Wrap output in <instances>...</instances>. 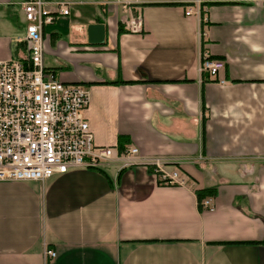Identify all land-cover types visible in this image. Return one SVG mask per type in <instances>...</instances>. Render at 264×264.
Segmentation results:
<instances>
[{
    "label": "crops",
    "instance_id": "1",
    "mask_svg": "<svg viewBox=\"0 0 264 264\" xmlns=\"http://www.w3.org/2000/svg\"><path fill=\"white\" fill-rule=\"evenodd\" d=\"M26 1L0 0V61L27 57ZM45 1L69 13L43 29L44 67L89 90L94 144L126 138L137 162L0 182V264H264V0Z\"/></svg>",
    "mask_w": 264,
    "mask_h": 264
},
{
    "label": "built area",
    "instance_id": "2",
    "mask_svg": "<svg viewBox=\"0 0 264 264\" xmlns=\"http://www.w3.org/2000/svg\"><path fill=\"white\" fill-rule=\"evenodd\" d=\"M193 4H198V1ZM25 29L24 61L9 58L0 61V182H40L54 175L76 170H97L109 162L121 168L137 162L136 148L96 146L84 117L90 101L89 90L80 84H64L50 75L43 64V29L56 17L69 13L65 2L27 0L22 4ZM192 13L186 8L184 15ZM124 26L136 32L140 16L122 19ZM225 62L202 54L199 72L216 78ZM217 80V79H216ZM223 84L224 80H219ZM157 180L180 183L175 172L162 168L160 159L149 160ZM202 209L212 211L211 198L200 202ZM45 260L56 259L57 252L46 248Z\"/></svg>",
    "mask_w": 264,
    "mask_h": 264
},
{
    "label": "trees",
    "instance_id": "3",
    "mask_svg": "<svg viewBox=\"0 0 264 264\" xmlns=\"http://www.w3.org/2000/svg\"><path fill=\"white\" fill-rule=\"evenodd\" d=\"M126 143H127V139L126 138H121L117 144V147H118V152H121L123 151L124 147L126 146ZM97 170H100V169H97ZM149 170L151 171L152 169L149 168ZM159 181V180H158ZM161 182V181H160ZM213 194V190H207V189H204V190H200V191H196V198L198 200V203H199V207L200 206V202L206 197V196H210Z\"/></svg>",
    "mask_w": 264,
    "mask_h": 264
},
{
    "label": "water",
    "instance_id": "4",
    "mask_svg": "<svg viewBox=\"0 0 264 264\" xmlns=\"http://www.w3.org/2000/svg\"><path fill=\"white\" fill-rule=\"evenodd\" d=\"M89 34L91 36L92 31H94V34L101 32L102 31V27L100 25H94V26H89L88 28ZM92 41H94V39H92ZM98 40H96L97 42ZM95 43V42H92Z\"/></svg>",
    "mask_w": 264,
    "mask_h": 264
}]
</instances>
